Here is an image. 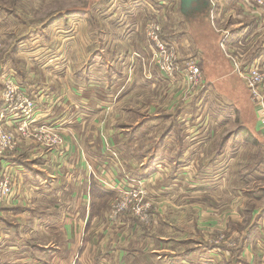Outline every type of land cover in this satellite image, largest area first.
I'll return each instance as SVG.
<instances>
[{
  "label": "crops",
  "instance_id": "1",
  "mask_svg": "<svg viewBox=\"0 0 264 264\" xmlns=\"http://www.w3.org/2000/svg\"><path fill=\"white\" fill-rule=\"evenodd\" d=\"M251 1L211 0L209 15H182L186 31L174 36L181 42L180 54L190 55L188 38L200 46L198 34L204 39L206 31L210 42H216L213 31H218L219 36L226 35V46H261L257 56L252 50L249 53L264 68V12ZM75 15L72 13L73 19ZM221 20L228 24L222 27ZM211 21L215 26L210 27ZM88 51L89 67L79 70L81 74L74 79L77 85L44 90L41 84L32 82L29 87L20 80L31 98L42 101L32 120L60 124L62 152L30 142L0 154V175L10 174L14 179L11 193L0 202V264H250L249 251L256 237L246 235L247 223L241 225V215L235 218L236 204L226 203L228 208L218 210L211 203L188 201L184 199L188 193L195 197L201 193L167 186V181L179 174L180 179L186 176L187 182L199 161L212 163L225 155L231 159L236 145L253 149L262 167L264 130L257 115L250 125L239 126L237 137L229 139L230 148L226 140L192 139L185 146L182 142L176 154L159 157L151 150L138 156L134 152L139 148L136 140L128 141L124 134L132 128L122 119L124 109L129 110L124 104L135 80L96 75L93 61L104 58L103 49ZM196 56L205 60L203 50ZM261 62L254 65L261 68ZM230 75L233 73L224 74ZM160 76L168 82L169 78ZM179 80L175 81L180 84ZM35 89L34 94L28 92ZM189 112L195 114L198 109L192 107ZM247 134L252 142L246 139ZM207 148H213L215 154L207 155ZM247 161H251V154ZM137 185L148 203L146 220L129 211L112 218L109 210L119 190ZM218 229H224L221 237L215 236ZM229 240H235L236 245L228 246L225 242Z\"/></svg>",
  "mask_w": 264,
  "mask_h": 264
},
{
  "label": "rangeland",
  "instance_id": "2",
  "mask_svg": "<svg viewBox=\"0 0 264 264\" xmlns=\"http://www.w3.org/2000/svg\"><path fill=\"white\" fill-rule=\"evenodd\" d=\"M178 3L179 0H0V76L11 74L15 81L24 80L29 87L33 82L43 85L44 90H65L77 85L74 79L81 74L79 70L86 66L88 69V49L93 52L102 48L104 58L93 61L96 75L135 80L124 104L129 110L124 109L122 119L132 128L124 134L128 141L136 140V155L150 154L151 150L159 157L176 154L182 142L185 146L192 139H211L212 143L233 140L239 126L250 125L258 113L239 69L245 64L260 66L261 61L250 53L257 56L261 46H226V35L221 37L218 31H213L216 42H210L205 31L204 39L197 35L200 46H194L188 38L190 46L186 49L190 55L184 57L180 54L181 42L174 38L187 27ZM72 13L80 17L75 15L73 19ZM151 24L159 26L160 36L178 53V70L168 82L158 72L156 50L148 40ZM205 24L209 26L207 20ZM221 24L223 27L228 23L221 20ZM198 48L204 51L205 60L196 56ZM189 57L195 58L200 67L202 82L195 87L183 79V60ZM261 69L264 72L262 62ZM226 72L233 76L225 77ZM178 77L180 84L175 81ZM28 92L34 94L36 89ZM182 106L185 117L179 111ZM192 107L198 112L190 114ZM230 145L229 141V148ZM237 146L230 153L233 158L225 155L212 163L199 161L193 168L195 174L185 179L187 182L186 176L180 179L176 174L168 177L167 186L197 190L201 195L188 193L184 199L211 203L218 210L228 208L226 203L236 204L238 211L241 206L239 212H234L235 218L241 215V225H248L246 235L256 237L249 251L250 264H264V233L258 229L264 232V165L260 167L253 149ZM209 149L207 155L214 153L213 148ZM249 154L251 161H247ZM223 231L215 230V236L221 237ZM225 243L236 245L235 240Z\"/></svg>",
  "mask_w": 264,
  "mask_h": 264
},
{
  "label": "built area",
  "instance_id": "3",
  "mask_svg": "<svg viewBox=\"0 0 264 264\" xmlns=\"http://www.w3.org/2000/svg\"><path fill=\"white\" fill-rule=\"evenodd\" d=\"M250 3L253 7L255 4L259 5L258 8L264 12V0H252ZM147 36L156 50L158 72L171 78L179 67L178 53L160 36L159 26L151 24L147 30ZM182 72L185 83L192 87L202 82L200 67L195 58L189 57L183 60ZM239 73L250 92L252 102L257 106V117L264 129V106L262 104L264 72L260 67L250 64L241 67ZM0 82L2 86L0 91V154L14 152L22 144L30 142L39 144L43 148L62 152L60 150L62 143L60 124L54 125L32 120V115L40 111L37 105L42 101L31 98L11 74L1 75ZM3 102L4 105H1ZM13 186V176L2 173L0 175V202L7 198ZM144 195L145 192L138 185L119 190V194L111 203L109 215L115 218L119 213L129 211L134 216L146 220L148 215L144 212L148 208V203L143 202Z\"/></svg>",
  "mask_w": 264,
  "mask_h": 264
},
{
  "label": "water",
  "instance_id": "4",
  "mask_svg": "<svg viewBox=\"0 0 264 264\" xmlns=\"http://www.w3.org/2000/svg\"><path fill=\"white\" fill-rule=\"evenodd\" d=\"M179 10L185 17H189L195 12L209 15L211 0H179Z\"/></svg>",
  "mask_w": 264,
  "mask_h": 264
},
{
  "label": "trees",
  "instance_id": "5",
  "mask_svg": "<svg viewBox=\"0 0 264 264\" xmlns=\"http://www.w3.org/2000/svg\"><path fill=\"white\" fill-rule=\"evenodd\" d=\"M246 139H247V140H251L252 138H251V136H250L249 134H247V135H246ZM251 142H252V141H251Z\"/></svg>",
  "mask_w": 264,
  "mask_h": 264
}]
</instances>
